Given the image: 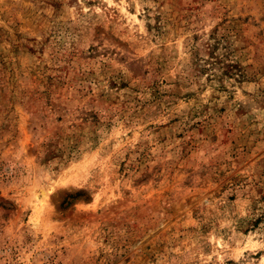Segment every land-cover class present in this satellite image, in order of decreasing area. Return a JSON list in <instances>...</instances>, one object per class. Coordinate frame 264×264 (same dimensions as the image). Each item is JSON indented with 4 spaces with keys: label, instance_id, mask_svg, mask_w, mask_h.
I'll use <instances>...</instances> for the list:
<instances>
[{
    "label": "rangeland",
    "instance_id": "obj_1",
    "mask_svg": "<svg viewBox=\"0 0 264 264\" xmlns=\"http://www.w3.org/2000/svg\"><path fill=\"white\" fill-rule=\"evenodd\" d=\"M0 264H264V0H0Z\"/></svg>",
    "mask_w": 264,
    "mask_h": 264
},
{
    "label": "bare ground",
    "instance_id": "obj_2",
    "mask_svg": "<svg viewBox=\"0 0 264 264\" xmlns=\"http://www.w3.org/2000/svg\"><path fill=\"white\" fill-rule=\"evenodd\" d=\"M41 194H42L41 197L44 200V198L46 197V193L44 191H42Z\"/></svg>",
    "mask_w": 264,
    "mask_h": 264
}]
</instances>
